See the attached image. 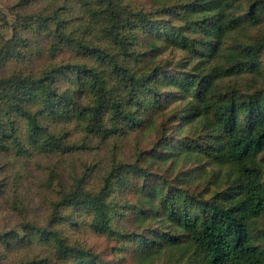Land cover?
I'll return each instance as SVG.
<instances>
[{
    "label": "trees",
    "instance_id": "16d2710c",
    "mask_svg": "<svg viewBox=\"0 0 264 264\" xmlns=\"http://www.w3.org/2000/svg\"><path fill=\"white\" fill-rule=\"evenodd\" d=\"M16 1L0 212L24 236L2 256L98 264L83 230L130 264H264V0Z\"/></svg>",
    "mask_w": 264,
    "mask_h": 264
},
{
    "label": "rangeland",
    "instance_id": "374dc122",
    "mask_svg": "<svg viewBox=\"0 0 264 264\" xmlns=\"http://www.w3.org/2000/svg\"><path fill=\"white\" fill-rule=\"evenodd\" d=\"M17 3L16 0H0V19H3L4 17H7V20L9 23L14 22V17L12 16V10L11 8L15 7V4ZM5 37L10 38L12 36V31L9 30L5 32ZM184 54L178 53V52H167L165 55V58L167 59H173L175 57L178 58H184ZM34 169L36 171L35 175L31 178V183H37L39 179H42L43 172L41 171H47L48 164L45 163V160H38L35 162ZM38 170V171H37ZM43 210H38L35 214H32L31 217L38 218L42 217ZM12 232H17L21 237L24 236L23 228H22V221L17 218L15 215H13L10 212H0V264H22L25 259H33L34 255H40L42 257L41 261L44 262L46 249L45 247L42 248H29V247H22L18 250L14 251V253L7 255L6 257H3L5 255V252L2 256V251L4 250V247L2 245L1 239L5 236H8ZM74 240H80L86 244V246L91 249L93 252L100 255V262L98 264H130L129 261H122L115 257L114 255V244L110 240H108L105 236L93 233L92 231H76L74 234ZM28 255V256H26ZM45 264V263H42Z\"/></svg>",
    "mask_w": 264,
    "mask_h": 264
}]
</instances>
